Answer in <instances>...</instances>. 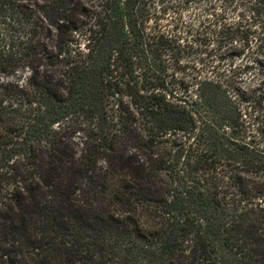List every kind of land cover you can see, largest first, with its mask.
<instances>
[{"label":"trees","instance_id":"trees-1","mask_svg":"<svg viewBox=\"0 0 264 264\" xmlns=\"http://www.w3.org/2000/svg\"><path fill=\"white\" fill-rule=\"evenodd\" d=\"M235 89L261 111L264 0H0V264H264Z\"/></svg>","mask_w":264,"mask_h":264},{"label":"rangeland","instance_id":"rangeland-1","mask_svg":"<svg viewBox=\"0 0 264 264\" xmlns=\"http://www.w3.org/2000/svg\"><path fill=\"white\" fill-rule=\"evenodd\" d=\"M169 16V15H168ZM238 62L236 61L235 64H237ZM197 67H199L201 70H208L207 65L202 66V65H198ZM225 68H227V66H224ZM212 71V69H211ZM248 77V75L246 76ZM236 89L233 90V99L235 100V104H236V109H237V115H239V119L237 120V123L242 124V120L246 121V122H250L254 124V121H258V119L261 118V121L264 119V100L261 106V111L258 110V107L252 103H244L240 101V98L238 97V95L236 94ZM237 93H239L237 91ZM240 94V93H239ZM260 114V117L257 119H254L255 115ZM256 125V124H254ZM243 130V126L240 127L238 130H236V133L241 134V131Z\"/></svg>","mask_w":264,"mask_h":264}]
</instances>
